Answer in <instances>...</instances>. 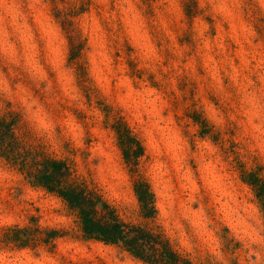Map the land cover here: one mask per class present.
I'll list each match as a JSON object with an SVG mask.
<instances>
[{
	"label": "clouds",
	"instance_id": "obj_1",
	"mask_svg": "<svg viewBox=\"0 0 264 264\" xmlns=\"http://www.w3.org/2000/svg\"><path fill=\"white\" fill-rule=\"evenodd\" d=\"M262 189L264 0H0V264H264Z\"/></svg>",
	"mask_w": 264,
	"mask_h": 264
},
{
	"label": "trees",
	"instance_id": "obj_2",
	"mask_svg": "<svg viewBox=\"0 0 264 264\" xmlns=\"http://www.w3.org/2000/svg\"><path fill=\"white\" fill-rule=\"evenodd\" d=\"M62 167V165L60 164H53V168L55 169L56 172H59L60 171V168ZM41 179L43 181H45L46 183L49 184V186H51V180L53 179V177L51 176H42ZM65 195L73 202L75 203H79L80 202V197L77 196L75 193H65ZM85 218L87 220V213H85ZM172 259L174 260L175 257H172Z\"/></svg>",
	"mask_w": 264,
	"mask_h": 264
},
{
	"label": "rangeland",
	"instance_id": "obj_3",
	"mask_svg": "<svg viewBox=\"0 0 264 264\" xmlns=\"http://www.w3.org/2000/svg\"><path fill=\"white\" fill-rule=\"evenodd\" d=\"M253 180H254V178H253ZM261 191H262V193H264V189H262Z\"/></svg>",
	"mask_w": 264,
	"mask_h": 264
}]
</instances>
